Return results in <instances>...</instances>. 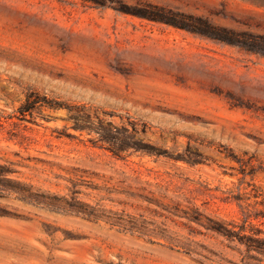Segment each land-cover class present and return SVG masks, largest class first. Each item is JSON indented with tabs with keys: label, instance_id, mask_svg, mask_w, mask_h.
<instances>
[{
	"label": "rangeland",
	"instance_id": "rangeland-1",
	"mask_svg": "<svg viewBox=\"0 0 264 264\" xmlns=\"http://www.w3.org/2000/svg\"><path fill=\"white\" fill-rule=\"evenodd\" d=\"M261 211L264 0H0V264H264L207 228Z\"/></svg>",
	"mask_w": 264,
	"mask_h": 264
},
{
	"label": "trees",
	"instance_id": "trees-1",
	"mask_svg": "<svg viewBox=\"0 0 264 264\" xmlns=\"http://www.w3.org/2000/svg\"><path fill=\"white\" fill-rule=\"evenodd\" d=\"M75 120L74 128L80 131L88 130L92 131L94 126L89 122V120H81L78 117L73 118ZM101 139L106 141V137L101 134ZM112 146L109 148L115 155H120L121 152L125 150V148L118 146L116 144H111ZM262 194L257 192L254 196L260 197ZM79 212H84L81 208L78 209ZM85 213V212H84ZM197 213V212H196ZM89 215H93V212H90ZM200 214H196L194 218L200 221L199 218ZM250 216L247 217L246 223ZM255 219H264V211H261L259 214L255 216ZM249 223V222H248ZM249 230L246 225L242 226L241 228H237L236 225H231L222 221H217L209 218V229H212L225 237L231 240H239L240 243L244 244L247 248L248 253L255 252L258 255L264 256V231L260 229L257 225L250 222ZM259 262H262V259H258Z\"/></svg>",
	"mask_w": 264,
	"mask_h": 264
}]
</instances>
